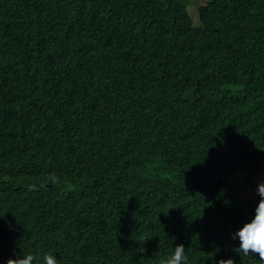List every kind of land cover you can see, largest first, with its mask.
<instances>
[{
    "label": "trees",
    "instance_id": "obj_1",
    "mask_svg": "<svg viewBox=\"0 0 264 264\" xmlns=\"http://www.w3.org/2000/svg\"><path fill=\"white\" fill-rule=\"evenodd\" d=\"M188 4L0 0V264H258L264 0Z\"/></svg>",
    "mask_w": 264,
    "mask_h": 264
},
{
    "label": "clouds",
    "instance_id": "obj_2",
    "mask_svg": "<svg viewBox=\"0 0 264 264\" xmlns=\"http://www.w3.org/2000/svg\"><path fill=\"white\" fill-rule=\"evenodd\" d=\"M256 192L259 201L254 209V216L245 222L241 228L232 234V238L239 239V246L233 251L242 257L258 256V264H264V180L257 184ZM7 264H58L52 254L37 257L33 254L9 258ZM160 264H188L183 244H178L173 251L160 260ZM218 264H235L232 258H221Z\"/></svg>",
    "mask_w": 264,
    "mask_h": 264
},
{
    "label": "rangeland",
    "instance_id": "obj_3",
    "mask_svg": "<svg viewBox=\"0 0 264 264\" xmlns=\"http://www.w3.org/2000/svg\"><path fill=\"white\" fill-rule=\"evenodd\" d=\"M186 1H188V3H189L188 4V13H189V15L193 18L194 22H197L198 20H197L196 8L199 5L204 4V3H206L209 0H186ZM256 178H259V180L255 179V178H254L255 180L253 179L254 180L253 181V188L257 187L258 182H260L261 180H264V173L263 172L259 173L258 177H256ZM241 187L245 191H249V187H247L246 185H241Z\"/></svg>",
    "mask_w": 264,
    "mask_h": 264
}]
</instances>
